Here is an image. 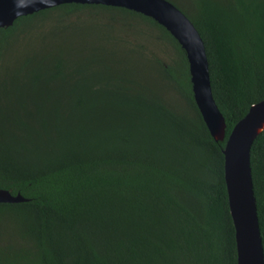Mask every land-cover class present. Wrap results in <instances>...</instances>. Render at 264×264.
Returning <instances> with one entry per match:
<instances>
[{"label":"trees","instance_id":"trees-1","mask_svg":"<svg viewBox=\"0 0 264 264\" xmlns=\"http://www.w3.org/2000/svg\"><path fill=\"white\" fill-rule=\"evenodd\" d=\"M167 1L202 39L220 141L151 18L64 3L0 28V189L26 199L0 202V264H236L221 150L264 99V0ZM249 163L264 264V128Z\"/></svg>","mask_w":264,"mask_h":264},{"label":"water","instance_id":"water-1","mask_svg":"<svg viewBox=\"0 0 264 264\" xmlns=\"http://www.w3.org/2000/svg\"><path fill=\"white\" fill-rule=\"evenodd\" d=\"M64 3L123 7L151 18L183 50L194 104L214 141L224 138L225 123L211 92L208 63L202 39L191 21L167 0H0V28L19 16ZM264 128V99L249 105L231 127L221 150L223 181L233 226L236 264H263L261 238L252 190L249 149ZM26 200L19 193L0 189V202Z\"/></svg>","mask_w":264,"mask_h":264},{"label":"rangeland","instance_id":"rangeland-1","mask_svg":"<svg viewBox=\"0 0 264 264\" xmlns=\"http://www.w3.org/2000/svg\"><path fill=\"white\" fill-rule=\"evenodd\" d=\"M176 3H178V7L180 8V9H182V10H184L183 8L185 7L186 9L187 8H189V7H191V5L195 2V0H174ZM221 3H227L226 1L227 0H219ZM181 4L183 5V6H181ZM175 6V5H174ZM181 11V10H180ZM168 53V55H170V53L169 52H167ZM162 60H164L165 62H168V60H169V58H168V56H167V54H165V55H163L162 56ZM0 223H9L8 221H1ZM12 235V232H9V230H3L2 229V231H1V233H0V239H6V238H8L9 236H11Z\"/></svg>","mask_w":264,"mask_h":264}]
</instances>
